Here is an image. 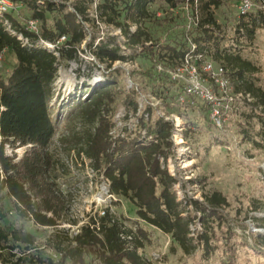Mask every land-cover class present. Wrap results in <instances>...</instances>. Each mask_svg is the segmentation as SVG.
I'll use <instances>...</instances> for the list:
<instances>
[{"label":"trees","instance_id":"16d2710c","mask_svg":"<svg viewBox=\"0 0 264 264\" xmlns=\"http://www.w3.org/2000/svg\"><path fill=\"white\" fill-rule=\"evenodd\" d=\"M10 1L28 7L31 15L21 21L11 9L0 17V59L6 50L15 57L10 74L0 70V222L8 215L4 209L7 196L20 218L54 229L52 241L59 257L44 259L27 255L26 251L34 247V234L21 229L7 232L0 228L2 260L7 262L11 258L12 264H23L29 258L38 264H153L142 254L152 241L144 224L170 235L173 245L175 243L184 254L199 252L203 260H208L215 251L216 227L228 222L225 211L230 202L219 191L206 193L203 199L187 195L178 199L174 190L178 180L162 162L167 161L174 147V122L166 120L165 116H154L149 104L138 117L135 130L124 128V136L114 138L111 132L115 122L113 116L108 115V105L114 101L118 77L112 73H108L107 83L90 87L83 81L61 102L56 101L60 93H56L55 82L61 61L75 59L78 46L86 39L84 24L91 18L84 6L76 4L75 11H70L66 4L68 0ZM153 1L156 0H102L97 10L105 23L121 29L127 49L141 47L154 57L166 59L165 64L177 69L184 64L191 47L179 42L166 45L165 53L161 52L162 48H151L152 37L142 27V22L150 16L149 4ZM166 1L176 7L183 0ZM235 2L237 0H211L205 4V14L198 24L202 34L193 38L197 45L194 54L211 53L215 61L223 62L226 71H235L240 81L235 92L250 94L253 109L264 112V89L246 78V74L258 69L240 54L221 51L216 44L212 52L210 46L216 41L214 31L217 26L210 6ZM56 11L60 16L50 25L47 15ZM29 19L38 22V32L28 27ZM132 25L137 26L136 30H132ZM46 43L54 45V49ZM90 48L93 56L109 68L116 61L128 59L118 45L110 46L105 42L94 45L93 41ZM136 94L135 89L126 94L128 113L136 114L139 110ZM205 106L210 121L209 106ZM145 114L147 118H144ZM126 115L128 118L129 114ZM76 119L94 126L82 136L74 132L72 136L79 142H63L74 144L66 146L65 150H75L77 157L87 158L108 184L110 195L127 198L134 204L138 219L136 228L127 226V218L116 217L106 208L102 215H91L76 234L65 229L66 223H75L69 218L68 195L58 184L60 169L67 171L68 168L57 148L53 147V139L62 123ZM261 138L259 142H264V130ZM7 145L12 149L26 147V150L18 158L16 153H6ZM252 211L264 212V202L254 200ZM259 219L264 227V217ZM197 222L201 227L198 232L192 230ZM228 231L226 247L231 254L230 264H236L233 242L236 233L232 228ZM254 241L255 246L263 248L264 234L254 235ZM20 248L23 252L17 257L14 251Z\"/></svg>","mask_w":264,"mask_h":264},{"label":"rangeland","instance_id":"374dc122","mask_svg":"<svg viewBox=\"0 0 264 264\" xmlns=\"http://www.w3.org/2000/svg\"><path fill=\"white\" fill-rule=\"evenodd\" d=\"M210 1L199 0L197 12L185 2H179L176 7L166 0L151 2L150 16L142 22V27L152 37L149 42L151 48H162L161 52L165 53L166 45L179 42H185L188 47L193 48V38L202 34L197 18L205 14L203 8ZM101 2L102 0L66 1L70 11H75L76 4L84 6L91 20L84 24L86 39L78 46L75 59L61 61L55 82L56 93H60V96L56 101L61 102L76 86L80 87L83 81H87V86L90 87L105 84L108 82V73H112L118 77L114 101L108 105V115L113 116L115 122L111 132L114 138L122 134L125 126L131 131L136 129V119L124 117L126 114L133 115L132 112L128 113L126 94L135 89L140 104V113L135 115L136 118L150 104L154 116H165L166 120L175 124L174 147L167 161L162 162L178 180L174 187L178 199L182 200L186 195L203 199L204 194L219 191L230 202V207L225 211L228 222L222 227H216L215 251L208 260H203L199 252L193 255L184 254L175 243L173 245L170 235L146 224L144 227L152 241L142 250V254L153 264H230L231 254L227 251L226 237L228 230L232 228L236 233L233 238L236 264H264V247L255 246L254 241V235L264 234V227L260 225L263 222L259 219L264 217V212L252 211L254 200L264 202V145L261 144L264 142H259L264 130L263 110H254L253 105H250L251 101L240 97L236 101V115L231 116L223 128L215 127L207 118L204 100L197 95H190L187 91V87L199 84L198 80L206 86L210 84L203 71L192 76V70L188 66L175 71L164 63L166 59L154 57L148 50L141 47L127 49L124 45L126 38L121 29L101 19L97 10V5ZM12 10L14 16L21 21L27 20L31 15L28 7L22 4L12 6ZM210 11L218 26L214 31L216 41L214 45L210 44L213 47L212 52L215 51L216 44L221 51L240 54L251 61L258 71L246 74V78L264 89V9L243 17L239 15L235 2L221 3L217 7L211 5ZM47 16L49 24L53 25L60 14L56 11L48 13ZM131 28L136 30L137 26L132 25ZM93 41L94 45L105 42L110 46H120L128 59L116 61L109 68L106 63H101L93 56L90 48ZM49 48L53 50L54 45ZM14 59L13 53L6 50L0 59V70L10 74ZM206 60L214 62L216 66L223 65V62L215 61L211 53L204 55L203 61ZM225 76L230 82L231 90L235 92V86L240 82L235 71L229 70ZM213 89L217 90L215 86ZM144 118H147V114ZM93 126L80 119L62 123L53 139V147L57 148L68 168L67 171L60 169L58 184L68 195L69 218L75 223H66L65 229L76 234L79 226L91 215H102L106 208L116 217L127 218L126 225L136 228L135 222L138 219L134 204L127 198L110 195L108 184L93 169L90 161L83 156L77 157L75 150H65L66 146L74 144L63 142H79L72 136L74 132L82 136ZM178 137L183 141L178 142ZM25 150L26 147L12 149L9 145L6 146V153H16L18 158L22 157ZM4 209L8 211V215L0 222V228L7 232L21 229L34 234L36 241L34 247L26 251L27 255L44 259L59 257L52 241L53 228L20 218L13 211L12 200L7 196ZM192 230H201L199 222L192 226ZM14 252L19 257L23 250L20 248ZM8 260L4 262L0 256V264H12L11 258ZM23 264L38 263L31 262L29 258Z\"/></svg>","mask_w":264,"mask_h":264},{"label":"built area","instance_id":"2783aa9c","mask_svg":"<svg viewBox=\"0 0 264 264\" xmlns=\"http://www.w3.org/2000/svg\"><path fill=\"white\" fill-rule=\"evenodd\" d=\"M182 2H185L188 5L190 4L192 10L197 12L199 0H183ZM12 6H14V4L10 0H0V17L3 16L4 13L10 12ZM237 9L240 16H248L250 13L263 10L264 0H237ZM197 19L199 21L200 18L198 17ZM5 24L10 29L8 20L5 21ZM28 27L31 30L38 32L39 26L36 20L30 19L28 21ZM19 38H23L22 35H19ZM46 45H48V47H52V44L50 43H46ZM196 47L197 45L193 42V48L191 47V50L186 54L184 64L174 70L179 71L183 67L188 66L190 67V70H192V76L202 73L201 71H203L206 80H208L210 84L206 86L197 78L199 84L187 87V91L190 95H197L204 100V102L209 106V119L211 123L217 128H223L227 124L230 117L235 116L237 113V99L242 97L248 101H252L253 98L248 93L245 94L232 91L230 82L225 76L227 71L224 66H216L215 63L210 60L203 61L205 54H194ZM213 86H215L217 90H214ZM137 113H140V110H138ZM136 114H130L128 115V118H135L137 125L138 118H136ZM124 117L127 118V115ZM124 128H127V126ZM124 128H122V134H120L121 136H124Z\"/></svg>","mask_w":264,"mask_h":264},{"label":"bare ground","instance_id":"6f19581e","mask_svg":"<svg viewBox=\"0 0 264 264\" xmlns=\"http://www.w3.org/2000/svg\"><path fill=\"white\" fill-rule=\"evenodd\" d=\"M183 139H181V137H178V142H182Z\"/></svg>","mask_w":264,"mask_h":264}]
</instances>
